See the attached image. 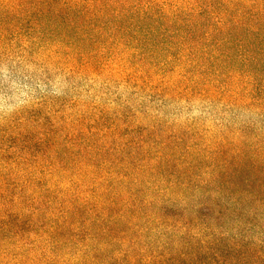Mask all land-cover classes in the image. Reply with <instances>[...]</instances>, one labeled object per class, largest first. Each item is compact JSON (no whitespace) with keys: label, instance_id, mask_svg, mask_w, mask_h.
<instances>
[{"label":"trees","instance_id":"trees-1","mask_svg":"<svg viewBox=\"0 0 264 264\" xmlns=\"http://www.w3.org/2000/svg\"><path fill=\"white\" fill-rule=\"evenodd\" d=\"M132 1L53 0V5L57 17L63 5L70 6L68 26L76 30L96 24L88 22L96 16H114V23L101 22L96 28L102 35L111 31L108 38L120 37V46L129 28L146 36L153 55L159 51L158 38L163 39L161 54L169 64L177 52L181 75L193 71L186 65H197L198 75L189 86H201V97L221 103L226 112L238 108L264 117V0H194L182 6L163 0L161 8L159 0ZM79 12L85 14L82 22L76 20ZM140 19L150 23L144 26ZM207 73L211 80L203 77ZM97 110L94 118H74L65 136L64 128L52 136L50 181L62 184L55 169L69 170L70 161L79 171H71L66 192L57 191L67 193L68 206L57 211L62 200L59 194L53 199L52 224L38 238L35 254L26 256L28 261L264 264V152L256 149L264 129L256 132L250 123L236 126L224 117L202 131V122L171 123L155 115L138 137H111ZM22 136L26 142L32 139L26 132ZM43 211L49 212L45 206ZM83 211L91 212L84 222ZM35 221L47 226L41 216ZM83 224L85 249L71 257L68 247Z\"/></svg>","mask_w":264,"mask_h":264},{"label":"rangeland","instance_id":"rangeland-1","mask_svg":"<svg viewBox=\"0 0 264 264\" xmlns=\"http://www.w3.org/2000/svg\"><path fill=\"white\" fill-rule=\"evenodd\" d=\"M192 1L170 2L182 6ZM81 2L83 8L85 2ZM139 2L150 3L132 1ZM161 6L163 0L158 1V8ZM69 7L63 5L61 17H57L53 0H0V264H39L38 258L30 262L26 256L35 254L32 249L40 244L38 238L52 224L57 191L66 192L71 171H79L70 161L69 170L55 169L62 184L58 181L55 186L50 181L55 153L52 136L61 128L65 136L74 118H94L98 108L100 124L111 137H138L155 115L171 123L202 122V131L213 128L224 117L236 126L250 123L256 132L264 129V117L256 112L238 108L226 112L221 103L201 97V86L190 88L197 65H186L184 69L193 71L182 76L177 52L169 58V64L166 54H161L163 39L158 38L159 51L153 55L146 36H138L129 28L124 44L117 45L120 37L108 38L111 31L102 35L97 29L101 22L114 23V16H96L88 20L96 24L76 30L68 26ZM99 7L100 2L97 10ZM81 13L78 22L85 15ZM140 20L144 26L150 23L149 19ZM105 40H109L106 47ZM212 76L203 75L207 80ZM178 85L177 91L168 93ZM103 111L107 113L103 115ZM133 122L137 123L134 128ZM132 129L134 133H129ZM25 132L32 138L28 142L22 136ZM263 140L264 133H259V152H264ZM63 158L67 166V158ZM59 198L62 203L56 205L57 211L66 210L67 193ZM42 206L49 210L46 215ZM90 214L83 211L80 220L84 222ZM38 216L46 220L47 226L36 223ZM83 226L68 247L73 250L71 257L85 249L87 232ZM61 250L66 252V247Z\"/></svg>","mask_w":264,"mask_h":264}]
</instances>
